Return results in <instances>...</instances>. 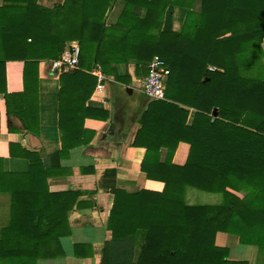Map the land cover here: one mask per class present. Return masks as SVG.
Segmentation results:
<instances>
[{"label":"trees","instance_id":"1","mask_svg":"<svg viewBox=\"0 0 264 264\" xmlns=\"http://www.w3.org/2000/svg\"><path fill=\"white\" fill-rule=\"evenodd\" d=\"M112 1L63 0L46 8L37 0H2L0 93L5 114L19 117L31 130L37 120L31 103L37 95L38 64L58 59L68 41L80 45V66L95 60L103 71L128 55L139 63L158 55L170 70L166 100L149 103L132 143L145 149L141 170L146 183L134 192L116 189L108 228L114 235L145 229L161 264H247L228 261L227 249L214 246L212 238L224 232L241 244L264 249V72L258 69L264 55V0H123L116 24L105 27ZM175 6L186 11L179 32L171 29ZM7 62L21 64V92L6 91ZM182 65L186 80L180 86ZM79 75L76 70L59 75L60 150L52 156L57 160L90 141L73 132L72 117L79 112L65 107V83ZM78 99L70 97L71 103ZM179 142L189 146L183 165L172 163ZM161 148L167 150L163 162ZM20 157L30 168L40 163L32 153ZM59 168L57 162L44 168V191L36 195L28 185L29 173L2 174L0 192L11 195V208L0 236V264H33L62 255L58 239L69 233L67 208L59 212L54 203L44 205V217L33 228L25 218L29 211H39L46 178L56 176ZM188 188L213 199L188 204ZM66 195L51 194L54 200Z\"/></svg>","mask_w":264,"mask_h":264},{"label":"crops","instance_id":"2","mask_svg":"<svg viewBox=\"0 0 264 264\" xmlns=\"http://www.w3.org/2000/svg\"><path fill=\"white\" fill-rule=\"evenodd\" d=\"M62 2L37 0L39 6L46 8ZM198 6L196 1L194 9ZM123 7V0L112 1L105 13V27L116 24ZM185 13L184 8H173L172 31H180ZM71 45L80 49L78 41L65 43V47ZM261 47L264 51V42ZM51 62L41 60L38 64L36 100L32 103L30 100L33 107L37 108V120L31 130L25 129L19 117L5 114L4 99L0 93V178L3 173H29L28 185L32 188V194L36 195L44 191V182L41 180L44 168L53 167L56 162L60 167L54 173L56 176L46 178L47 193L43 194L39 211H29L25 218L31 220L30 228H33L35 222L44 217V205L50 207V203H54L53 208L57 211L67 208L69 233L58 239L62 255L37 259L33 264H161L160 255L152 251L155 243L152 244V239L148 240L145 229L137 228L132 232L114 235L108 228L116 189L134 192L143 189L146 183L145 173L141 170L145 149L132 143L140 128L139 120L149 103L159 101L146 98L138 90L139 80L147 73L150 61L139 63L132 55H128L125 62L108 64L106 71L95 60L85 66L78 65L76 71L80 75L65 83V107L79 112L78 116L72 117L74 122H71L75 127L73 132L76 135L85 134V137H90V141L70 149L68 156L58 160L52 156L60 150L57 123L61 72L53 69ZM258 64L257 68L264 72V55ZM183 67H180L177 78L180 86L181 81L186 80V73L183 75L181 70ZM20 70V63H6L7 92H21ZM98 74L104 77L100 84L97 83ZM71 96L79 99L72 104ZM81 115H84L82 122ZM188 149V144L179 142L172 163L183 165ZM25 152L35 154L40 163L30 168L28 160L20 157ZM159 152L160 162H163L167 150L161 148ZM63 193L68 195L55 200L51 196ZM10 208L11 195L0 192V236L3 228L9 225ZM212 240L214 246L227 249L228 261L264 264V249L241 244L237 237L224 232L215 233Z\"/></svg>","mask_w":264,"mask_h":264},{"label":"built area","instance_id":"3","mask_svg":"<svg viewBox=\"0 0 264 264\" xmlns=\"http://www.w3.org/2000/svg\"><path fill=\"white\" fill-rule=\"evenodd\" d=\"M79 49L77 46H66L60 57L51 62V67L60 72H72L78 69ZM170 70L164 60L154 55L147 65V73L139 80L138 90L148 99L166 100L165 84ZM104 77L97 76V83L100 84Z\"/></svg>","mask_w":264,"mask_h":264},{"label":"rangeland","instance_id":"4","mask_svg":"<svg viewBox=\"0 0 264 264\" xmlns=\"http://www.w3.org/2000/svg\"><path fill=\"white\" fill-rule=\"evenodd\" d=\"M212 196L213 195L202 193V192L196 191V190L191 189V188H188L185 191V198H186L187 203H189V204L206 203L207 201L212 200V199H209V198H212Z\"/></svg>","mask_w":264,"mask_h":264}]
</instances>
